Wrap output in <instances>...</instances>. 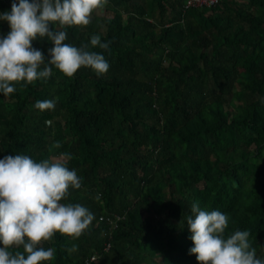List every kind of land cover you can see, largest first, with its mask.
Returning a JSON list of instances; mask_svg holds the SVG:
<instances>
[{
	"label": "trees",
	"instance_id": "16d2710c",
	"mask_svg": "<svg viewBox=\"0 0 264 264\" xmlns=\"http://www.w3.org/2000/svg\"><path fill=\"white\" fill-rule=\"evenodd\" d=\"M12 2L0 0V12ZM182 3L108 0L87 26L64 29L65 43L105 56L106 74L53 67L47 80L0 93V159L71 154L82 186L61 202L95 217L79 238L44 242L56 252L42 264H199L186 223L193 202L228 215L226 236L250 231L264 259V0ZM9 30L0 20V36ZM94 34L108 50L91 47ZM53 46L32 41L46 60Z\"/></svg>",
	"mask_w": 264,
	"mask_h": 264
},
{
	"label": "clouds",
	"instance_id": "9594fccd",
	"mask_svg": "<svg viewBox=\"0 0 264 264\" xmlns=\"http://www.w3.org/2000/svg\"><path fill=\"white\" fill-rule=\"evenodd\" d=\"M107 3L108 0H13L10 11L0 12V20L7 21L10 28L0 36V93L9 96L17 84L26 86L47 80L53 67L69 78L82 67L92 69L98 76L106 74L110 64L105 56L90 51L87 44L77 47L65 43L68 34L64 29L87 26L93 11ZM49 25H58L60 30L53 31ZM45 36L54 45L48 49L47 60L42 51L32 47L33 40ZM90 45L109 49V43L102 42L96 34L91 36ZM55 105V100H38L34 107L45 111L54 110ZM55 147H60L59 143ZM71 158V154L63 153L58 159L39 162L25 154L0 159V264L51 261L56 250L43 247L44 242L51 241L56 233L79 238L89 228L95 217L87 207L61 202L67 200L70 188L82 186L77 171L66 166ZM190 213L186 217L193 243L189 252L195 254L199 264H264L249 240L250 231L235 230L225 235L227 214L204 210L198 202L191 204ZM77 249L73 245L69 251Z\"/></svg>",
	"mask_w": 264,
	"mask_h": 264
},
{
	"label": "built area",
	"instance_id": "2783aa9c",
	"mask_svg": "<svg viewBox=\"0 0 264 264\" xmlns=\"http://www.w3.org/2000/svg\"><path fill=\"white\" fill-rule=\"evenodd\" d=\"M219 0H183L184 8L188 7H202L216 4Z\"/></svg>",
	"mask_w": 264,
	"mask_h": 264
},
{
	"label": "rangeland",
	"instance_id": "374dc122",
	"mask_svg": "<svg viewBox=\"0 0 264 264\" xmlns=\"http://www.w3.org/2000/svg\"><path fill=\"white\" fill-rule=\"evenodd\" d=\"M100 12H101V11H100ZM100 12H99L98 14H100V15H101V13H100Z\"/></svg>",
	"mask_w": 264,
	"mask_h": 264
}]
</instances>
